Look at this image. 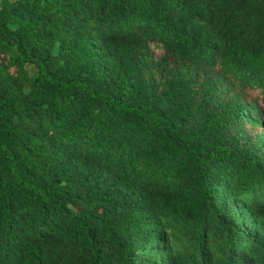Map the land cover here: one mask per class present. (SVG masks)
I'll return each mask as SVG.
<instances>
[{
	"label": "trees",
	"instance_id": "obj_1",
	"mask_svg": "<svg viewBox=\"0 0 264 264\" xmlns=\"http://www.w3.org/2000/svg\"><path fill=\"white\" fill-rule=\"evenodd\" d=\"M260 121L264 0H6L0 264H264Z\"/></svg>",
	"mask_w": 264,
	"mask_h": 264
},
{
	"label": "rangeland",
	"instance_id": "obj_2",
	"mask_svg": "<svg viewBox=\"0 0 264 264\" xmlns=\"http://www.w3.org/2000/svg\"><path fill=\"white\" fill-rule=\"evenodd\" d=\"M6 3V0H0V4ZM154 49L155 55H159V48L155 45L152 46ZM259 130L264 134V121H260V125L258 126Z\"/></svg>",
	"mask_w": 264,
	"mask_h": 264
}]
</instances>
